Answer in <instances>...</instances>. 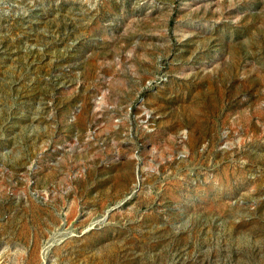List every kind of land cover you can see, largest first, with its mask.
Instances as JSON below:
<instances>
[{"label":"rangeland","instance_id":"1","mask_svg":"<svg viewBox=\"0 0 264 264\" xmlns=\"http://www.w3.org/2000/svg\"><path fill=\"white\" fill-rule=\"evenodd\" d=\"M0 264H264V0H0Z\"/></svg>","mask_w":264,"mask_h":264}]
</instances>
